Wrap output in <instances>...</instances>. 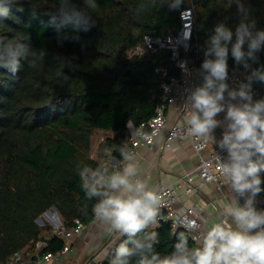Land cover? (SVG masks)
<instances>
[{
	"label": "trees",
	"instance_id": "trees-1",
	"mask_svg": "<svg viewBox=\"0 0 264 264\" xmlns=\"http://www.w3.org/2000/svg\"><path fill=\"white\" fill-rule=\"evenodd\" d=\"M83 6V0H73ZM197 23L190 56L204 61L208 38L220 22L235 31L239 18L229 0H190ZM179 10L160 6L159 0H97L96 26L88 31L50 23L59 0H16L10 16L0 18V36L23 39L30 49L45 53L43 63L29 68L21 59L15 74L0 68V264L16 252H33L42 242L43 253H58L64 243L41 228L36 220L56 208L67 228L79 219L93 222L92 205L86 199L78 175L84 166L95 169L107 157L106 150L119 157L118 146L125 142L130 125L147 123L164 104V78L179 71L170 51L134 55L146 36L164 37L181 29ZM253 7L257 28L264 29V0H247ZM146 7L142 12L140 4ZM62 33L78 36L58 44L57 27ZM253 68L264 65V49L257 53ZM68 61H71L69 66ZM240 69L229 53L228 71ZM62 71L67 81L58 79ZM264 95V83L254 81ZM129 123V127H128ZM104 136V141L100 139ZM99 138L97 158L93 159L94 138ZM264 187V171L260 172ZM264 194V192H262ZM148 231L158 233L154 249L161 256L174 251L177 234L168 224ZM188 236V234L186 233ZM101 264H111L114 249ZM189 246H195L188 236ZM137 257L131 259L136 264Z\"/></svg>",
	"mask_w": 264,
	"mask_h": 264
},
{
	"label": "clouds",
	"instance_id": "clouds-1",
	"mask_svg": "<svg viewBox=\"0 0 264 264\" xmlns=\"http://www.w3.org/2000/svg\"><path fill=\"white\" fill-rule=\"evenodd\" d=\"M15 2L0 0V18L10 16V5ZM156 2L152 0L153 5ZM159 3L166 4L169 10H179L185 0H159ZM229 3L235 5L239 23L235 31L225 22L215 25L214 34L206 42L200 69L203 84L187 96L185 119L188 135L226 150V159L216 157L231 199L205 230L193 237L196 246H189L186 233L199 231L200 225L186 215L175 216L174 227L185 231L177 234L174 251L161 256L154 249L158 233L148 229L158 226L165 200L159 189L142 178L137 153L127 142L122 143L117 149L122 159L115 167L101 163L95 169L84 166L78 172L86 199L95 200L92 205L95 220L106 225L110 232L125 237L114 249L111 264H131L133 257L138 258L136 264H264V210L255 207L256 197L264 192L260 177L264 171V98L254 101L252 94L254 81L264 83V65L252 67L259 60L257 53L264 49V29L257 28L253 7L247 0ZM98 7L97 0H83V6L73 0H59L49 13L50 23L55 24L59 18L61 24L88 31L96 26ZM145 7L142 3L137 11L142 12ZM56 39L62 46L64 41L79 37L60 32L58 26ZM22 40L0 36V68L15 74L21 68L22 58L28 61L29 68L43 63L44 51L32 50ZM229 53L237 65L250 70L246 82L236 88L227 83ZM68 63L71 66V61ZM56 75L68 80L62 71ZM225 111L224 120H218L217 115ZM217 127L223 128L218 141L214 136ZM240 198L244 199L243 204Z\"/></svg>",
	"mask_w": 264,
	"mask_h": 264
},
{
	"label": "built area",
	"instance_id": "built-area-1",
	"mask_svg": "<svg viewBox=\"0 0 264 264\" xmlns=\"http://www.w3.org/2000/svg\"><path fill=\"white\" fill-rule=\"evenodd\" d=\"M182 15V13H185ZM181 29L176 34H169L164 37L146 36L143 44L133 50L134 55L159 53L161 51H170L171 59L175 63V68L179 71L178 76H170L167 70H158L164 78L162 84L163 102L164 104L158 107L154 116L139 127L130 125L128 135L125 142L137 154L142 149H151L157 145L158 139L163 136L164 144L170 145L173 142H190L192 148L198 154L200 164L194 172L188 173L179 178L174 184L163 186L159 190L165 200V207L161 209V216L158 221L160 224H168L174 230H183V228L174 227L173 218L177 215H186L190 219L195 220L200 225V230L188 232V236L196 246V241L193 237L198 236L200 232L205 230L206 226L202 222L199 214L194 208H178L179 195L178 187L181 182H186L191 186L190 191L201 188L205 184H215L219 189L228 188L225 178L220 175L219 163L217 156L221 159H226V150H221L216 144L211 147V141L206 144L187 134L186 128V109L185 104L187 96L195 87L203 84V76L200 74V69L203 61L192 58L190 54L191 43L194 37L195 27L197 23V13L192 2L188 7L180 13ZM229 76L227 83L230 88L238 87L239 83L246 82V73L240 69H231L228 71ZM253 100L264 98L261 91L252 84ZM226 95V94H225ZM170 111L175 112V120L171 122ZM226 115V111L224 112ZM137 133H142L150 139H144L143 136ZM104 141V136L100 142ZM209 151L207 156L203 153ZM107 157L101 162L111 167H115L116 163L122 158L115 156L111 150H106ZM199 180L198 184L196 180ZM241 204L244 199L240 198ZM255 207L257 210H264V194L260 193L256 197ZM97 222L93 214V222ZM36 223L41 228L50 227L52 234L64 243L63 249L58 253H43L44 243H39L33 252L26 250L14 253L6 264H72L75 255L74 239L81 236L87 226L79 219L74 220L73 226L67 228L56 208H51L41 215ZM117 239L112 238L105 244L100 252L92 254L83 264H101L100 259L102 253H108Z\"/></svg>",
	"mask_w": 264,
	"mask_h": 264
},
{
	"label": "crops",
	"instance_id": "crops-1",
	"mask_svg": "<svg viewBox=\"0 0 264 264\" xmlns=\"http://www.w3.org/2000/svg\"><path fill=\"white\" fill-rule=\"evenodd\" d=\"M236 102L233 101V103ZM175 114L170 111L171 122L175 120ZM224 117V112H221L216 118L223 121ZM222 132V127L215 129L214 136L217 141L222 138ZM97 143V145H93V159L97 158L99 141ZM215 145L211 142V147ZM208 153L209 151H206L203 155L207 156ZM137 156L142 168V178L157 189L174 184L179 178L194 172L200 164L199 156L190 142L175 141L170 145H165L163 136L158 139L155 147L142 149ZM198 182L197 179L196 183L198 184ZM190 189L191 186L188 183L184 181L180 183L178 208H194L206 227L215 219L216 214L223 210V205L231 199L229 188L219 189L215 184H205L201 188L189 192ZM112 238L118 240L121 237L117 233L110 232L106 225L99 222L91 223L84 233L73 241L75 255L72 264H83L90 255L100 252ZM106 255V253H102L100 259L103 260Z\"/></svg>",
	"mask_w": 264,
	"mask_h": 264
},
{
	"label": "rangeland",
	"instance_id": "rangeland-1",
	"mask_svg": "<svg viewBox=\"0 0 264 264\" xmlns=\"http://www.w3.org/2000/svg\"><path fill=\"white\" fill-rule=\"evenodd\" d=\"M189 2H190V0H189ZM99 138H100V137H95V138H94V145H97V144H98L97 141H99ZM39 243H41V242H39ZM39 243H36V246H38ZM106 256H107V255H106ZM105 259H106V257H104L103 261H104Z\"/></svg>",
	"mask_w": 264,
	"mask_h": 264
}]
</instances>
